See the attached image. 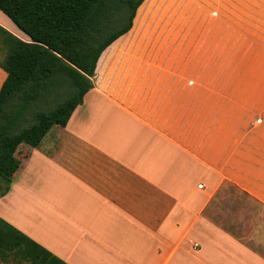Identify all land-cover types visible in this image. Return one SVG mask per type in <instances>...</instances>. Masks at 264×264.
Masks as SVG:
<instances>
[{
  "label": "crops",
  "instance_id": "0c3cea01",
  "mask_svg": "<svg viewBox=\"0 0 264 264\" xmlns=\"http://www.w3.org/2000/svg\"><path fill=\"white\" fill-rule=\"evenodd\" d=\"M159 1L101 53L67 124L20 145L0 216L68 264H264V31L244 29L264 27V0ZM153 24L204 27L218 66L195 65V33L191 56L138 33Z\"/></svg>",
  "mask_w": 264,
  "mask_h": 264
},
{
  "label": "trees",
  "instance_id": "16d2710c",
  "mask_svg": "<svg viewBox=\"0 0 264 264\" xmlns=\"http://www.w3.org/2000/svg\"><path fill=\"white\" fill-rule=\"evenodd\" d=\"M143 1L0 0V9L31 39L0 25V67L7 72L0 88L2 193L22 163L20 145L37 147L54 125L67 124L93 86L101 53L132 28ZM60 83L67 94L47 110L46 89ZM0 262L68 264L1 216Z\"/></svg>",
  "mask_w": 264,
  "mask_h": 264
},
{
  "label": "rangeland",
  "instance_id": "374dc122",
  "mask_svg": "<svg viewBox=\"0 0 264 264\" xmlns=\"http://www.w3.org/2000/svg\"><path fill=\"white\" fill-rule=\"evenodd\" d=\"M153 4L154 3H160L159 0H150ZM196 5L198 8H200L199 3H193V5ZM186 6V5H185ZM142 9V8H141ZM198 12V11H196ZM1 9H0V15H4ZM5 15L9 17L6 13ZM187 11L183 10L181 8L180 10V17H187ZM139 15L137 16L138 19ZM10 18V17H9ZM12 21V19L10 18ZM14 24V23H13ZM15 26V25H14ZM245 30H250V31H264V27H244ZM195 31V32H194ZM203 32H204V27L202 26H188V25H147V26H141L138 30V33L142 34H148V35H155L158 36L159 38L163 39L165 48L170 47L171 45L178 46V49L184 53L185 55H192V41H191V36L196 35V51L194 52V60H195V65L196 66H204L205 64H208V62L211 60V65L213 70L215 66H218V59H208L206 57H203V50L202 47V42L200 44V41H203ZM189 40L191 41L189 43ZM232 59H229V65L231 64ZM230 77V75H229ZM234 77V75H233ZM230 80V79H229ZM57 84H52L49 88L46 89V93L43 97V100L45 101V108H49L55 106L61 99L64 97V95L67 94V88L65 86H62ZM31 106H40V102H37L36 104L31 103ZM28 120L32 118V115L29 116ZM27 120V121H28ZM20 148V147H19ZM19 151V149H18ZM18 154L23 157L25 156V151L22 150V152H18ZM231 199L234 197L233 193L231 192L230 195ZM234 199V198H233ZM230 211H234V202H231Z\"/></svg>",
  "mask_w": 264,
  "mask_h": 264
},
{
  "label": "bare ground",
  "instance_id": "6f19581e",
  "mask_svg": "<svg viewBox=\"0 0 264 264\" xmlns=\"http://www.w3.org/2000/svg\"><path fill=\"white\" fill-rule=\"evenodd\" d=\"M5 14V13H4ZM5 17V16H4ZM7 19H9L8 17H7ZM10 22H11V20H10ZM12 31V30H11ZM18 33V32H17ZM21 35V34H20ZM27 35V34H26ZM30 39V38H29Z\"/></svg>",
  "mask_w": 264,
  "mask_h": 264
},
{
  "label": "built area",
  "instance_id": "2783aa9c",
  "mask_svg": "<svg viewBox=\"0 0 264 264\" xmlns=\"http://www.w3.org/2000/svg\"><path fill=\"white\" fill-rule=\"evenodd\" d=\"M200 187H203V184H200Z\"/></svg>",
  "mask_w": 264,
  "mask_h": 264
}]
</instances>
